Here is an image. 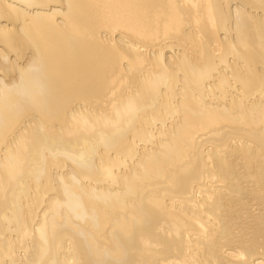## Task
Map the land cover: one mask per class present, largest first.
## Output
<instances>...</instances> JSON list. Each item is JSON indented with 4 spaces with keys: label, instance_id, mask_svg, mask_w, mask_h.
I'll return each instance as SVG.
<instances>
[{
    "label": "bare ground",
    "instance_id": "obj_1",
    "mask_svg": "<svg viewBox=\"0 0 264 264\" xmlns=\"http://www.w3.org/2000/svg\"><path fill=\"white\" fill-rule=\"evenodd\" d=\"M0 264H264V0H0Z\"/></svg>",
    "mask_w": 264,
    "mask_h": 264
}]
</instances>
